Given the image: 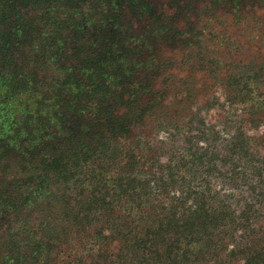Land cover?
<instances>
[{"label":"trees","instance_id":"1","mask_svg":"<svg viewBox=\"0 0 264 264\" xmlns=\"http://www.w3.org/2000/svg\"><path fill=\"white\" fill-rule=\"evenodd\" d=\"M152 4L0 0V175L12 157L19 166L0 187V264H196L205 249L215 264L231 261L213 243L236 198L212 184L261 179L245 139L226 150L236 162L228 178L212 141L164 162L146 155L152 138L132 141L130 128L152 111L142 95L153 80L136 78L151 59L126 53L125 15L151 14ZM248 90L238 82L232 99L251 101ZM240 254L264 264V252Z\"/></svg>","mask_w":264,"mask_h":264},{"label":"rangeland","instance_id":"2","mask_svg":"<svg viewBox=\"0 0 264 264\" xmlns=\"http://www.w3.org/2000/svg\"><path fill=\"white\" fill-rule=\"evenodd\" d=\"M151 1V14L125 15L126 53L151 59L150 67L138 66L136 78L153 80L151 92L142 95V106L152 111L130 128L132 141L141 148L143 139L152 138L156 145L146 155L163 154L162 162L170 152L181 158L184 148H200L212 141L219 153L216 160L228 178L236 162L229 160L226 150L234 139H245V147L262 171L261 179L250 172V180L238 186L226 180L212 186L221 199L236 198L227 209L231 219L222 225L213 244L221 242V254L231 260L228 264H247L240 254L243 249L264 252V0ZM155 19L161 22L158 30ZM141 44L142 50L135 48ZM238 82L248 85L251 101L232 99ZM15 161L12 157L6 162L12 167L1 173L0 187L13 185L19 168L13 166ZM247 204L252 208L245 219ZM205 252L210 256L207 264H215L217 259L208 249L196 264Z\"/></svg>","mask_w":264,"mask_h":264}]
</instances>
